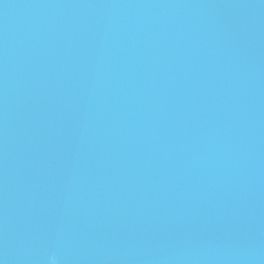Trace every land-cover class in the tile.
<instances>
[{"label":"water","instance_id":"1","mask_svg":"<svg viewBox=\"0 0 264 264\" xmlns=\"http://www.w3.org/2000/svg\"><path fill=\"white\" fill-rule=\"evenodd\" d=\"M264 264V0H0V264Z\"/></svg>","mask_w":264,"mask_h":264},{"label":"clouds","instance_id":"2","mask_svg":"<svg viewBox=\"0 0 264 264\" xmlns=\"http://www.w3.org/2000/svg\"><path fill=\"white\" fill-rule=\"evenodd\" d=\"M48 261H49V264H58V260L55 255L49 256Z\"/></svg>","mask_w":264,"mask_h":264}]
</instances>
